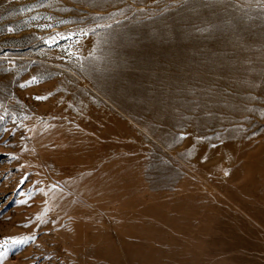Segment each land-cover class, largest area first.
I'll list each match as a JSON object with an SVG mask.
<instances>
[{
  "label": "rangeland",
  "instance_id": "obj_1",
  "mask_svg": "<svg viewBox=\"0 0 264 264\" xmlns=\"http://www.w3.org/2000/svg\"><path fill=\"white\" fill-rule=\"evenodd\" d=\"M8 238L0 264H264V0H0Z\"/></svg>",
  "mask_w": 264,
  "mask_h": 264
},
{
  "label": "snow or ice",
  "instance_id": "obj_2",
  "mask_svg": "<svg viewBox=\"0 0 264 264\" xmlns=\"http://www.w3.org/2000/svg\"><path fill=\"white\" fill-rule=\"evenodd\" d=\"M37 99H46V97H37ZM181 139H183V137H180ZM227 174V173H225ZM24 241L16 239V238H8L5 239L2 243V245H0V247H6L8 244H16V243H23Z\"/></svg>",
  "mask_w": 264,
  "mask_h": 264
}]
</instances>
